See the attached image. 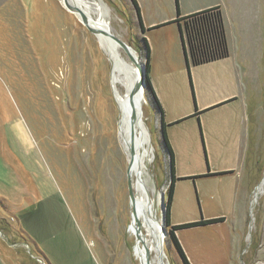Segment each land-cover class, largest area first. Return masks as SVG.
<instances>
[{
  "label": "rangeland",
  "instance_id": "obj_1",
  "mask_svg": "<svg viewBox=\"0 0 264 264\" xmlns=\"http://www.w3.org/2000/svg\"><path fill=\"white\" fill-rule=\"evenodd\" d=\"M100 1L110 32L145 65L138 40L149 42L154 31H142L130 0ZM177 2L179 13L180 6L185 12L211 4L225 13L230 39L247 55L248 112L257 107L263 115L258 152L239 178L247 225L204 233L207 255L199 264H264V0ZM141 3L142 21L177 14L176 0ZM243 15L250 20L245 27L238 20ZM111 66L95 34L60 0H0V264H141ZM143 97L142 120L153 146L146 179L160 220L168 156L145 87ZM130 177L133 182L131 169ZM163 249L168 264H183L167 231Z\"/></svg>",
  "mask_w": 264,
  "mask_h": 264
},
{
  "label": "crops",
  "instance_id": "obj_2",
  "mask_svg": "<svg viewBox=\"0 0 264 264\" xmlns=\"http://www.w3.org/2000/svg\"><path fill=\"white\" fill-rule=\"evenodd\" d=\"M136 1L143 11L141 0ZM197 10L200 7L183 12L180 6V15ZM222 15L228 55L190 66L188 71L179 27L170 22L177 14H162L148 22L142 14L145 30L155 33L148 42L149 76L162 109L161 118L174 159L176 179L169 222L178 225L223 218L175 231L190 264H199V257L207 255L204 233L228 225V234L247 225L246 204L238 201L239 178L244 163L258 152L261 136L258 123L263 122L257 107L248 112L244 67L247 55L243 47L237 48L230 39L227 17L224 12ZM245 17L238 16L243 27L250 22ZM259 110L263 111L261 106Z\"/></svg>",
  "mask_w": 264,
  "mask_h": 264
},
{
  "label": "bare ground",
  "instance_id": "obj_3",
  "mask_svg": "<svg viewBox=\"0 0 264 264\" xmlns=\"http://www.w3.org/2000/svg\"><path fill=\"white\" fill-rule=\"evenodd\" d=\"M62 2V0H61ZM80 8L92 20L91 25L109 29L104 21L106 7L100 0H76ZM92 13L96 18H92ZM95 37L108 54L111 66V84L114 98L119 109V136L134 177L133 183V214L134 225L141 237V264H168L163 249L164 238L161 242L160 220L157 217L154 199L147 185L148 163L153 158V146L145 122L142 120L141 104L144 97L139 91H134V85L139 77L135 64L127 62L120 52V47L109 36L97 32ZM135 58L136 52L131 51ZM121 86V90L118 88ZM134 116L133 124H130ZM264 185V178L261 180ZM161 197V194H160ZM141 254V253H140Z\"/></svg>",
  "mask_w": 264,
  "mask_h": 264
},
{
  "label": "trees",
  "instance_id": "obj_4",
  "mask_svg": "<svg viewBox=\"0 0 264 264\" xmlns=\"http://www.w3.org/2000/svg\"><path fill=\"white\" fill-rule=\"evenodd\" d=\"M134 8L137 20L139 22L142 31L145 30L142 22L140 8L136 0H130ZM177 17L170 22L177 23L179 27L183 54L185 58V64L189 71L190 66L207 63L213 60H217L228 55V47L225 36V27L223 22V15L218 5L204 8L190 14L181 16L179 13L178 2L175 3ZM141 42L145 52V90L146 94L150 96V101L156 106V110L159 115L160 132H161V145H163L166 154L168 156V171L169 179L165 192L164 207H165V226L167 231V240L169 244L173 245L177 254L179 255L183 264H190L178 239L176 238L175 231L180 228H188L198 225L209 224L213 222L222 221L223 218H211L201 219L194 222H188L178 225H171L169 222V211L172 200V193L174 187V181L176 179L174 175V159L171 147L168 143L165 125L162 121V109L155 95L154 89L151 84L149 76V45L145 37ZM139 42L137 47L139 46Z\"/></svg>",
  "mask_w": 264,
  "mask_h": 264
},
{
  "label": "water",
  "instance_id": "obj_5",
  "mask_svg": "<svg viewBox=\"0 0 264 264\" xmlns=\"http://www.w3.org/2000/svg\"><path fill=\"white\" fill-rule=\"evenodd\" d=\"M61 2V0H60ZM62 6L69 12L74 13L77 19L85 26L87 30H89L91 33L96 34L97 32H101L107 36H109L111 39H113L117 45L126 53V55L129 57V59L137 66L138 68V73L139 77L134 85L133 90L134 91H139L141 96H144V87H145V75H146V70H145V65L143 62L140 61V59L135 58L133 56L132 52H135V50L129 46L126 42L115 36L113 33L109 31V29H104L102 27H95L91 25V19L85 14V12L80 8V6L77 4L76 0H62L61 2ZM133 119L134 116L131 117L130 124H133ZM126 177H127V188H128V195H129V202L130 205L133 203L134 198H133V192H132V182H131V177L129 173V167L127 165L126 169ZM161 197H160V204L161 208H164V193L161 192ZM160 234H161V242L163 238L166 235V226H165V219L164 215H162L160 219Z\"/></svg>",
  "mask_w": 264,
  "mask_h": 264
}]
</instances>
